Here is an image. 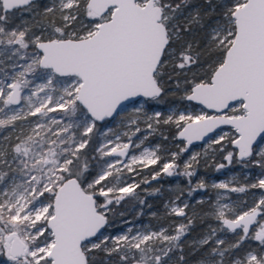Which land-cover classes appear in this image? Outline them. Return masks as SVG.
<instances>
[{"label": "snow or ice", "instance_id": "1", "mask_svg": "<svg viewBox=\"0 0 264 264\" xmlns=\"http://www.w3.org/2000/svg\"><path fill=\"white\" fill-rule=\"evenodd\" d=\"M0 57L9 64L0 67V131L11 133L0 135L5 264H189L176 255L193 223L179 196L170 213L188 223L174 234L131 221L122 233L105 234L114 208L136 198L140 187L122 174L159 165L152 180L183 175L191 185L200 159L217 152L228 165L236 159L264 169V0H0ZM167 84L201 110L185 104L150 115L144 105L173 91ZM140 100L128 118L133 135L141 122L150 135L169 126L172 141L183 147L157 144L137 155L129 150L141 148L143 139L109 135L110 120ZM93 135L104 137L92 150L96 156L87 151ZM194 142L207 147L182 161ZM205 187L201 179L188 194ZM211 187L262 195L250 205L217 199L211 214L220 226L209 225L192 242L195 264H264V172L252 184Z\"/></svg>", "mask_w": 264, "mask_h": 264}, {"label": "rangeland", "instance_id": "2", "mask_svg": "<svg viewBox=\"0 0 264 264\" xmlns=\"http://www.w3.org/2000/svg\"><path fill=\"white\" fill-rule=\"evenodd\" d=\"M42 1H43V4H47L50 2V0H42ZM0 59H5V63L3 65H0V67H4L6 70H9V64L6 58L0 57ZM142 103L143 101L140 100L135 105H128L127 111L121 112V114L115 117V119L110 120L107 127H110L112 129V133H109V135H112L113 133L121 134V142H127L126 138L122 135L123 133H128V135L132 137V140L134 143H139V141L143 139L144 142L141 148L129 150L130 153L134 152L137 155H139L140 151L143 148H154L155 145L157 144L170 148L172 151H176L178 146L183 147L184 145L181 144L179 141H176V142L172 141L173 133L172 134L168 133L167 126H162V129L164 130L163 134L168 137V141H164L161 135L156 132L157 130L153 134L150 135L149 130L146 128V124L142 122L139 124L141 128V132L133 135L135 129L127 126L129 123L128 118L129 116L133 115L132 108L139 107L140 104ZM184 107L185 105H178L177 103H173L165 107L147 104V105H144V110L147 111L150 115L154 111H161L162 113L167 115L170 112H174L176 109H183ZM187 107L189 111H194V112H199L202 108L201 105L196 104L194 102L188 103ZM209 113L211 114V111H209ZM134 118L137 119L138 122L146 120V117H143V116L134 117ZM159 129H161V127ZM222 129L223 131H226L229 133H231L232 131L231 126H225ZM100 130L101 132L105 131L104 124H102V126L100 127ZM219 131L220 129L217 130V132ZM8 135H11V133L8 132ZM145 137L147 138L145 139ZM103 142H104V137L101 136L100 143H103ZM226 143L227 141H225L224 144L226 145ZM206 147L207 145L204 142L197 143V144H194L193 146H190L189 151L183 154V156L181 157V160L182 161L187 160L192 153L194 152L200 153ZM227 150L233 151V148L227 147ZM122 159H126V158H122ZM216 161H220L218 152L215 154L214 159L205 160L204 158H201L199 165L205 166L209 162H216ZM225 165H226L225 168L220 169L216 173V175L205 172V174L203 173L200 175V177L195 179L196 180L195 183H197L201 179L205 182L206 184L205 188H207L210 191H213V194H210V195L201 193L199 192L200 190L195 195H193V193L189 195L188 194L189 191H185L188 188H186L185 184L182 183V180L180 177L181 175H174L171 177L168 176V178L172 179L170 183L165 182L163 184L161 183L157 184L156 180H152V173L151 175H148L147 173L148 171L146 172L147 174L145 173V171H142L145 168L140 170L138 175H134L133 173H127V172L123 173L122 181H126L128 183H139L141 185L142 184L141 181L151 180L152 183H149V184H151L153 195H155L156 197L165 196V199L163 201L164 203L160 206V210L154 209V208L147 210L146 207H143V209L138 208L137 214L141 218H136V219L125 218V219L119 220L118 222H116L115 220L111 221V225L109 226L105 234L114 235V234L122 233L128 227V224L125 223L126 221L133 222L136 227H141V228L150 227L152 230H159V228L164 227L169 230L168 234L170 235L174 234L175 227L178 226L179 224H182L183 221L186 222L185 218L177 217L174 215V217L181 218V219H178L177 222L175 223L172 222L171 220L169 223L175 224V225H172V227L167 222L164 224V226H160L158 224L161 222V218L165 219L167 215H173L170 213V202L174 201L175 198L179 196L180 201H178V203L182 204V202L186 201L189 204L190 209H193V210L195 209L192 214L198 215L202 213L203 216L205 217V221L208 216L211 217L212 224L209 222L207 225H205L204 230L202 232L203 234L195 235V236L194 235L190 236V234L189 236H187L188 235L187 234L184 238L185 239L184 242L187 244V247L184 248L183 253H179V252L176 253L177 256L181 254L185 255L186 259H188L189 261V264H195L196 256H193L191 254L192 249L190 247L192 245V242L194 240H198L201 237H203V235L207 232L209 225H211L213 228H218L220 226L219 223L215 220L214 216L211 214V209L216 205L217 199L219 198L221 204L236 205V204H239L241 201H247V203L250 205L253 202V200L258 199L262 195L261 190L259 189H251L247 197H243V195L239 193H233L225 189H216V188L211 187V185L214 182H221V181L229 183L230 188L233 186H242L246 184H252V183H255L256 180L260 177L261 173L264 172V169H261L257 166H253L251 163L248 165V167H244L241 164L236 165V164H233V162L231 165H228V163L226 162ZM179 171L181 172L183 171L182 166ZM142 185L144 186V184ZM157 199H161V198H157ZM148 205H151V203H149ZM198 206L202 207V212H200ZM141 212L143 214H141ZM219 235L226 238V233L224 232L219 233ZM198 255L199 253H197V256ZM5 262H6V257H0V264H5ZM170 264H173V262H170Z\"/></svg>", "mask_w": 264, "mask_h": 264}, {"label": "trees", "instance_id": "3", "mask_svg": "<svg viewBox=\"0 0 264 264\" xmlns=\"http://www.w3.org/2000/svg\"><path fill=\"white\" fill-rule=\"evenodd\" d=\"M39 2L43 5V1L42 0H39ZM196 2L200 3V4H203L204 0H196ZM24 18L28 19L29 17L27 15H25ZM14 22L15 23H19L20 20L17 18ZM166 87L167 88H172L173 91H171L168 94L162 96L161 99L158 102L157 101H151L149 103V105H158V106H164L165 107V106H169L170 104H173V103H177L178 105L188 104L187 102L181 101L180 96L182 95V93L174 91V88H175L174 84H167ZM101 126H102V124H98L97 127L100 129ZM167 127H168V133L169 134H172V133L174 134L175 133V128L169 127V126H167ZM156 132L158 134L163 133L164 130L162 129V126H161V129H158ZM0 135H8V132L0 131ZM100 139H101L100 135H93L92 136V140H91V142L89 144V148L87 149V151L90 152L91 155H93V156L97 155V153H95L92 150L95 149L96 147H98V145L100 143ZM223 143H225V141ZM226 146L233 148L232 146H228L227 143H226ZM233 151H234V148H233ZM218 155L220 157V161L209 162L205 166H202V165H198L197 166L196 175L192 178L191 185L189 184L188 178H186L183 175L180 176L181 180H182V183H184L185 187L188 188L185 191H190L189 189L191 187L195 186V184H196L195 183V181H196L195 179L200 177L201 174H203V173L205 174V172H206V173H210V174H215L216 175V173L218 172L217 171V166L219 164H221V163L226 164V162H227L226 160H224V154H221V153L218 152ZM233 164L237 165V164H241V163L238 162L236 159H234L233 160ZM249 164L250 163H248V165ZM156 166L157 165L150 166L148 168H145L142 171H145V173L148 171L147 172L148 175H151V173L153 172V167H156ZM171 180L172 179L168 178V176L162 175L160 177V179L158 180L157 184L163 183V182L165 183V182H168V181H171ZM142 184H144V183H142ZM142 184L140 185L139 188L136 189V194H137L136 198H132V199L126 198L119 205H117L116 208H114V211H113L114 214L111 216V220H115L116 222H118L119 220L128 218V217H130L132 215L137 216V209L138 208L139 209H143V207H146L145 205H146V202L148 201V196H149L148 193H150V192ZM197 192L198 191L193 192V195H195ZM199 192L204 193V194H208V195L213 194V191H210L207 188H205L202 191L200 190ZM248 193L247 194H242L243 197H247ZM141 200L145 201L144 205L140 204ZM198 208H199L200 212H202V207L198 206ZM193 215H194V219L196 220V223L192 225V228L190 229L189 232L194 234V235H201V234H203L202 232H203L204 227H205L207 222L203 221L205 217L203 216L202 213L198 214V215L197 214H193ZM226 238L228 240H230V241L235 239V237L231 233H227L226 234ZM252 246L255 247L256 246V242H253Z\"/></svg>", "mask_w": 264, "mask_h": 264}, {"label": "flooded vegetation", "instance_id": "4", "mask_svg": "<svg viewBox=\"0 0 264 264\" xmlns=\"http://www.w3.org/2000/svg\"><path fill=\"white\" fill-rule=\"evenodd\" d=\"M158 168H159V165H157L156 167H153V171L154 170H158ZM160 179V177L159 178H157L156 179V181L158 182V180ZM150 182L149 183H152L151 182V180H149ZM169 183H170V181H168ZM149 183H146V185H145V183H144V186L146 187V189H148L149 190V192L150 193H148L149 194V196H148V201H147V203L149 204V203H151V205H148L147 203H146V209L147 210H150V209H158V210H160V206L164 203L163 201H164V199H165V196H163V197H156L155 195H153V190H152V187H151V184H149ZM164 183V182H163ZM163 183H161V184H163ZM149 184V185H148ZM150 186V187H149ZM157 198H161V199H157ZM150 206V207H149ZM148 207V208H147ZM195 210V209H194ZM194 210L193 209H190V208H188V209H186V211H187V216L189 217V218H191L192 219V221H193V223H192V225L193 224H195L196 223V220L194 219V215L192 214L193 212H194ZM161 212V211H160ZM192 214V215H191ZM163 215V214H162ZM167 215V214H166ZM128 218H131V219H136V218H141V217H139V215L137 214V216H134V215H132V216H130V217H128ZM153 218V217H152ZM157 219V218H156ZM178 219H181V218H177V217H174V215H167V217L164 219V218H161V222L158 224V225H160V226H164V224L167 222V223H169L171 220H172V222H177V220ZM207 219H208V221H207ZM110 221H113V220H111V217H110ZM204 222H207L206 223V225L210 222L211 224H212V222H211V217L210 216H208L207 218H206V221H205V218H204ZM183 223L184 224H187L188 223V220L186 219V222H184L183 221ZM170 224V226L172 227V225H175V224H172V223H169ZM192 228V227H191ZM189 234H190V236H193L194 234H192V233H190V232H188V235L187 236H189ZM195 236V235H194ZM185 238V237H184ZM183 238V240H182V243H183V246H184V248H186L187 247V244L184 242V239Z\"/></svg>", "mask_w": 264, "mask_h": 264}, {"label": "water", "instance_id": "5", "mask_svg": "<svg viewBox=\"0 0 264 264\" xmlns=\"http://www.w3.org/2000/svg\"><path fill=\"white\" fill-rule=\"evenodd\" d=\"M194 103H196V102H194ZM196 104H198V103H196ZM209 111H212V110H209ZM225 126H226V125H225ZM225 126H221V128H223V127H225ZM217 130H218V129H217ZM197 143H203V142H194V144H197ZM194 144H193V145H194ZM193 145H192V146H193ZM228 218H231V217L229 216Z\"/></svg>", "mask_w": 264, "mask_h": 264}]
</instances>
